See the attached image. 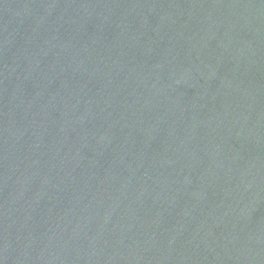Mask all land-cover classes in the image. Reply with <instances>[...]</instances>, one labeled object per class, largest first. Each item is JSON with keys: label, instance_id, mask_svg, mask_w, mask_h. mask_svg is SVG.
Instances as JSON below:
<instances>
[{"label": "water", "instance_id": "obj_1", "mask_svg": "<svg viewBox=\"0 0 264 264\" xmlns=\"http://www.w3.org/2000/svg\"><path fill=\"white\" fill-rule=\"evenodd\" d=\"M0 264H264V0H0Z\"/></svg>", "mask_w": 264, "mask_h": 264}]
</instances>
